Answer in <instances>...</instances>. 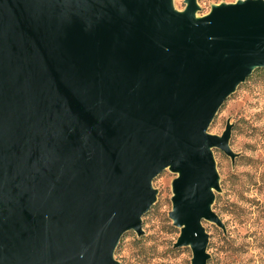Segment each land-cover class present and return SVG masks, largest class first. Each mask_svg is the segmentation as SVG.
<instances>
[{"label":"water","instance_id":"water-1","mask_svg":"<svg viewBox=\"0 0 264 264\" xmlns=\"http://www.w3.org/2000/svg\"><path fill=\"white\" fill-rule=\"evenodd\" d=\"M184 3L0 0V264H121L165 169L173 246L207 264L213 150L236 157L209 128L264 68V0Z\"/></svg>","mask_w":264,"mask_h":264},{"label":"rangeland","instance_id":"rangeland-1","mask_svg":"<svg viewBox=\"0 0 264 264\" xmlns=\"http://www.w3.org/2000/svg\"><path fill=\"white\" fill-rule=\"evenodd\" d=\"M235 1L197 0V15L209 12L213 4ZM172 2L178 10L185 7L184 0ZM227 122L232 124L230 146L236 157L232 161L213 150L221 189L215 191L219 200L212 209L225 229L203 221L210 264H264V68L255 69L224 101L209 131L221 134ZM175 177L165 169L154 178L156 201L142 217L144 233L127 231L115 250L121 264H191L190 247L173 246L179 228L168 213Z\"/></svg>","mask_w":264,"mask_h":264},{"label":"trees","instance_id":"trees-1","mask_svg":"<svg viewBox=\"0 0 264 264\" xmlns=\"http://www.w3.org/2000/svg\"><path fill=\"white\" fill-rule=\"evenodd\" d=\"M218 200H219V197L217 196L216 197V195H215V201L218 203ZM155 206H153V208H154ZM210 262H211V258H209L208 259V261H207V264H210Z\"/></svg>","mask_w":264,"mask_h":264}]
</instances>
